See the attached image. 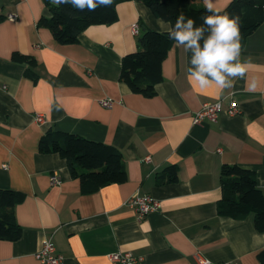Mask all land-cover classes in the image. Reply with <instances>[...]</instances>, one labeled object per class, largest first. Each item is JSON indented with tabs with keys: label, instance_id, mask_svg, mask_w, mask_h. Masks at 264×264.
I'll return each instance as SVG.
<instances>
[{
	"label": "crops",
	"instance_id": "obj_1",
	"mask_svg": "<svg viewBox=\"0 0 264 264\" xmlns=\"http://www.w3.org/2000/svg\"><path fill=\"white\" fill-rule=\"evenodd\" d=\"M115 9L114 22L90 25L76 42L62 44L37 25L47 13L43 0H0V188L25 195L15 206L21 235L0 239V264H43L35 252L45 240L61 255L60 264H116L107 257L116 251L140 257L139 264H195V253L260 264L264 245L254 246L253 235L264 232L255 230L252 215H221L216 203L223 164L254 170L264 192V94L245 91L243 79L219 95L193 88L192 53L175 43L155 94L131 92L119 80L122 56L136 50L144 28L164 31L169 23L139 0H117ZM241 44V59L252 65L248 77L264 83V16ZM14 52L35 63L13 61ZM108 99L110 106L101 104ZM230 99L239 108L234 115L225 112ZM215 101L222 104L217 119L194 123V112ZM50 127L116 146L126 181L81 192L63 158L38 151ZM171 165L176 179L161 181ZM54 174L59 183L51 182ZM135 194L150 195L158 209L138 218L125 203Z\"/></svg>",
	"mask_w": 264,
	"mask_h": 264
},
{
	"label": "trees",
	"instance_id": "obj_2",
	"mask_svg": "<svg viewBox=\"0 0 264 264\" xmlns=\"http://www.w3.org/2000/svg\"><path fill=\"white\" fill-rule=\"evenodd\" d=\"M151 13L174 25L181 14L194 18L196 24L207 15L202 0H139ZM47 13L38 20V26L47 27L58 43H74L79 34L90 25L110 24L117 19L115 4L98 7L93 11H79L69 4L56 6L51 0H43ZM230 15H238L241 40L251 34L262 22L264 0H233L225 10ZM175 42L170 40L166 30L144 28L137 37L136 50L121 58L119 80L131 92L150 97L155 94V85L162 80L161 65L167 51ZM13 61L33 65L34 59L26 54L14 52ZM28 75H31L28 73ZM36 77H33L35 80ZM38 151L56 153L66 161L71 177L79 180L83 193L98 188L122 183L127 172L122 152L116 146L101 141L87 139L79 134L48 128L38 140ZM159 179H176L174 165L166 167ZM221 197L216 203L221 215L241 219L252 215L256 231L264 232V192L256 183L255 172L239 164H223L220 169ZM23 192L0 188V239L14 241L21 235V226L16 221L15 206L23 201ZM257 259L264 264V247L258 251Z\"/></svg>",
	"mask_w": 264,
	"mask_h": 264
},
{
	"label": "clouds",
	"instance_id": "obj_3",
	"mask_svg": "<svg viewBox=\"0 0 264 264\" xmlns=\"http://www.w3.org/2000/svg\"><path fill=\"white\" fill-rule=\"evenodd\" d=\"M233 0H203L205 12L202 23L181 14L174 25L167 27L170 40L190 51L191 67L188 80L193 88H214L217 94L235 87L237 79L245 80L244 90L264 94V83L256 77H248L251 62L241 59L240 17L225 10ZM56 6L69 4L79 11H95L98 7L111 6L112 0H51ZM162 28L166 26L161 24ZM58 103V102H57ZM254 246L264 245V237L253 235Z\"/></svg>",
	"mask_w": 264,
	"mask_h": 264
},
{
	"label": "built area",
	"instance_id": "obj_4",
	"mask_svg": "<svg viewBox=\"0 0 264 264\" xmlns=\"http://www.w3.org/2000/svg\"><path fill=\"white\" fill-rule=\"evenodd\" d=\"M10 20H14L16 15L14 13L7 14ZM138 24H133L131 29L133 33H137ZM101 104L104 106H110L111 100H102ZM222 109L221 101L215 102H204L198 110L193 114V122L199 123L202 120L208 119L215 121ZM225 112L228 115H234L239 112L238 105L234 99H230L225 108ZM36 120H42L41 114L36 115ZM145 159H149L146 157ZM52 183H59L60 179L54 174L51 176ZM125 203L131 207L137 214L138 218L143 217L145 214L155 211L159 207V202L151 197L150 195H133L127 198ZM35 257L40 260L43 264H60L61 255L56 252L54 244L50 240H45L41 247L35 252ZM108 259L116 264H139L141 258L133 256L131 252H111L107 255ZM195 264H233L230 261H212L199 253L193 254Z\"/></svg>",
	"mask_w": 264,
	"mask_h": 264
}]
</instances>
